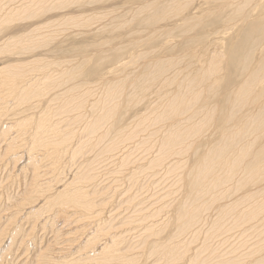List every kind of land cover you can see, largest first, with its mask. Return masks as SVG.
<instances>
[{
  "label": "bare ground",
  "instance_id": "obj_1",
  "mask_svg": "<svg viewBox=\"0 0 264 264\" xmlns=\"http://www.w3.org/2000/svg\"><path fill=\"white\" fill-rule=\"evenodd\" d=\"M4 1L7 3L4 4L0 0V43L2 42L0 50L3 53L7 51L9 57L0 63V89L10 86L12 90L9 88L3 90L8 92L4 93L7 98L0 94V106H3L0 108V117L4 116V109L7 110L8 108L9 110V105H14L13 102L18 101L21 106L20 109L13 110L15 113L12 116L16 118V122H14L16 124L8 125L11 129L6 126L7 124L3 125L0 121V134L2 135V137L0 136V144L5 146L1 152L0 166L1 163L8 166L10 162H15L14 169L21 172L26 163L23 158L28 157L29 164L33 170V179L31 182L28 181L30 184L28 189L26 188L27 192L24 191L15 202L12 200L13 209L10 214L8 212L9 216H7L9 223H12V225H9L8 218L2 221L0 216L2 222L0 224V236L4 235L8 229L5 233L6 239H3L4 244L2 242L0 244V264L6 261L13 249H15V245L21 240L25 244L29 238L28 243H33L34 248H36L34 241L37 240V237L35 232L28 229L30 231L28 235L27 233L23 235L27 231H24V227H27V224L33 226L30 220L34 222L35 229L42 227L43 224L46 226L55 224L52 218L45 219L44 215L47 212L52 213L53 211L55 215H58V218L60 217L73 224L78 222L79 218L88 220L91 217L93 220L96 218L94 224L99 223L98 229H95L96 239L101 238L105 233L104 236L109 235L110 237V232L108 231L113 227V222L110 221V225H105L100 219V214L105 212L107 199L98 202L97 200L99 199L96 198H101L100 196H103L102 192L99 193L100 191L98 192L97 189L89 191L88 188V190L86 189L87 184L84 186V183H88L98 176L96 175L97 173H94V170L97 169L91 167L94 161H98L104 152L111 155L115 154L114 156L116 157L121 147H123L121 150L124 151L121 159L120 156H117L120 159L119 165L126 168L133 166L134 163V168L128 167L130 169L127 175L136 183L142 182L140 181L141 177L150 180L152 177L159 176L164 179L161 180L163 183L170 179L168 175H174L175 177L170 185L168 184L170 188L165 191L167 193L152 200V204L160 202L163 205L158 207V209L151 210V208H148V211H146L147 209L145 208V210L142 207L137 209V205L140 202L135 207L137 210H134L122 221L129 225L130 229L138 231L139 240L137 244L140 245V248L146 246V250H148L146 253L150 255L147 259L156 257L162 263L164 261L165 264H173L175 262V264H182V261L186 264H211L212 262L233 264L238 261L237 259L240 255L233 258L229 257L230 259H228L226 255L229 256L231 251L229 250L230 252L227 251V253L223 249L226 253L224 254L222 250L212 245L211 240L219 232L242 228L241 232H243V235L249 237V239H246L247 237L244 239L248 240L247 242L251 241V239L254 240L252 244L245 243L246 240L241 242L244 239H240L241 241L238 243L241 247L248 246L252 248L248 254L244 255L245 259L243 260H246L244 264H264V0H206L201 2V4H206L209 6L208 8L203 9L199 3L186 12H184V6L180 4L171 5L179 2V0H170L164 3L147 0L149 2L139 6L138 11L136 10L135 12L141 15V19L138 21L140 25L137 24V26L149 27L152 30L151 34H161L160 37L163 39L179 31V34L186 37L179 49L180 51L182 50L180 58L188 59L186 63L190 66L188 67L189 69L193 68V63L198 57L206 59L200 62L198 58L200 66L196 67L197 63L194 64L195 69H197L194 72L191 69L188 72L186 69L176 72L177 67H179L178 60L170 56L162 57L161 53L159 55L156 53L149 61L146 60L148 58H144L146 62L143 61L141 70L137 72V75L130 73L121 78L119 77L117 82H115L116 79L105 75L103 77L102 65H104L103 62L107 58H103L101 63H93V54L91 57L84 52L81 53L83 54V58H80L81 60L76 62L75 59L76 64H70L69 62L71 66H68V63L64 60L66 49L60 46V43L54 45V47L51 46L59 39L55 34L57 32L55 30L59 28L61 32V27L65 23L72 24L75 22L73 19L75 16L71 17L72 14L75 15L74 12H71L72 10H68V14L66 12V14L60 13V10L77 5L80 0ZM82 1L85 2L86 0ZM83 2H81L82 5ZM193 2L190 0V3ZM81 3L77 5L78 8H76L77 11L74 10L75 12H78L80 7L83 9ZM89 8L87 9L88 11L90 10ZM91 11L93 10L91 9ZM144 15H146L145 18H142ZM63 16L67 17V19L70 18L67 21ZM80 16L81 14L78 16V20L83 21ZM62 18L66 22L62 21ZM81 21L75 23H85ZM162 22L164 24H159ZM105 23H101L96 29H93L101 31L105 29ZM76 25L78 24H74V27H77ZM120 27H122V24ZM227 32L231 34L227 35L229 37L224 41L225 43H221L223 45L218 44L216 35L219 33V35H226ZM72 34L74 33L72 32ZM137 37L132 41L134 45L130 44L131 47H139L138 44L141 43L143 37ZM159 40L149 37L144 42V46L156 48ZM108 43L111 45L110 42ZM112 45L113 47L108 46L107 51H105L106 48L103 45V48L98 45L99 47H96V49L102 48V50L98 49L101 56L108 54V52L112 54V61L108 63H118V60L122 58L121 56L125 55L122 54V51L126 48H122L123 44L117 43V45H114L112 43ZM118 45H121V47ZM163 45L161 47L164 50L166 47L165 51L167 53L176 46L168 47L166 42ZM191 45L192 47H190ZM187 47L200 50H196L199 55H196L198 54L197 52L190 51ZM184 49L190 52L184 51ZM9 51H11V54L15 51L16 53L12 56ZM98 51L95 50L96 53ZM105 52L106 54H104ZM54 53L58 55L57 58H53L52 54ZM51 56L53 57L51 58ZM45 58H51L53 61H45ZM204 58H201V60ZM193 60L194 62H191ZM49 66L52 69L48 71L47 67ZM29 67L31 70H29ZM188 68L187 70H189ZM174 72L176 73L174 74ZM131 77H133L132 80H130ZM129 84H132L131 89L127 88ZM86 85H89L90 88L86 89ZM99 85H102L104 90H101L102 93L99 92L101 96L96 98L94 88H98ZM168 86L171 89L172 87L177 88L172 93ZM167 88L169 92H163V89ZM156 89L159 93L157 99H161V101H158L161 102L157 105L158 109L155 110L152 105L149 108V112L147 107V113L149 112L150 114L138 120L136 119L134 129L128 130L129 127L132 128V126L128 125L130 124L128 120H124L129 111H131L128 108L133 107L141 98L143 99L147 96L150 98V95ZM151 108L154 110L152 109L151 111ZM26 112L30 113L26 115L28 119L23 121L22 125L24 127H22L18 124L25 117ZM52 113H56V119L50 118ZM17 115L21 116L16 117ZM151 120L156 123L159 122L157 125H161L159 126L160 129L155 126L156 124H152ZM76 121L83 123L86 135L89 136L88 140L84 141L87 138L84 139L82 137L84 139L82 141V138L79 136L80 139L77 136L80 140L76 142L75 130L73 128L72 130L69 129L72 122ZM147 122L157 127L158 130L152 132L148 137L149 131H145L148 133L146 135L147 138L142 135L145 138L137 140L136 138L140 137L138 135L139 132L142 130L141 133H144L143 129L145 128L143 127ZM161 123L166 124L162 127ZM77 124L81 126L80 123ZM79 126L77 125L76 127ZM15 128H18V131L10 135V131L12 132ZM210 129L212 132L211 135H208L207 133ZM25 134H28V139L24 141L23 136ZM86 135L82 134L81 136L86 137ZM153 136H155L157 141H155L156 148L154 150H152L154 144L151 139ZM127 142H129V145L125 144ZM76 143H78L77 146L72 150ZM84 145H87L89 150L94 147L96 150L95 156L85 159L83 161L86 164L85 169L81 168V171L77 170L75 174L73 171V177L64 182L63 176H66L65 173H71L68 171V167H66L67 169L63 168V165H65L62 163L65 160L63 157H66L64 155L69 153L68 155L71 158L76 155H84L85 157V154H83L85 151ZM89 145L93 146L89 147ZM124 145L126 146L124 147ZM141 146H146L147 149L143 148L147 151L152 150V153L150 152L151 158L146 161V167L148 168L144 167L145 165H141L139 158L137 159L140 160V164H138L139 160L134 161L130 155L136 148ZM117 151L119 152L117 153ZM92 152L91 154H93ZM86 153H88V150H86ZM97 153L98 155H96ZM41 154L47 158L48 166H51L50 172H55L57 175L56 177L54 176L55 173L53 174L56 177L55 181H53L55 183L49 179L51 181L46 186H44L45 183L42 180L43 164L41 165ZM146 154L147 152H145ZM146 157L148 158L149 156ZM108 159L105 161L107 162ZM73 160H70L71 165L74 163ZM108 161L112 167L114 165L110 162L112 160ZM76 169L78 168L76 167ZM146 169L150 173L145 172ZM117 172V174H121L119 171ZM10 173L14 175L12 171ZM114 173L116 172L114 171ZM162 187L164 190L168 188ZM172 191L177 196H174L171 202L168 203L170 200L167 199L168 201H165L164 197L165 194ZM97 194L100 196L97 197ZM150 194L153 193L151 192ZM172 194L170 195L172 196ZM150 197L149 199H151ZM131 204L134 203L131 202ZM49 215L48 213V217ZM86 222L87 224L89 223L85 221L82 224ZM68 224V232L71 235L70 227L72 224ZM94 224L92 223V226H95ZM4 225L9 226L5 229L6 227L3 228ZM31 225H29V228H31ZM74 226L72 228H76ZM55 227L56 225L53 229ZM74 230L73 233L76 232L77 234V232H80L78 229L75 232ZM41 231L43 230L41 229ZM59 231L55 229L54 232L59 234ZM83 232L81 231V234ZM164 232L168 235L162 239L160 237ZM201 232L206 233L212 239H208L209 241L205 240L206 242L204 241V244L201 247L199 246L200 248H197V250L194 249L195 251L191 254L187 253V245L200 238ZM76 234H74L75 240L79 238H76ZM84 234L82 235L85 236ZM119 234L117 235L119 236ZM117 235L108 239L112 244L103 243L105 245L103 249H96L95 247L93 249L92 243L96 239L89 241L85 238L86 240L83 239V242H80V249H92V258L89 260L99 261V264H120V260L129 259V256L120 254L118 241L122 236L116 238ZM0 241H2V237H0ZM58 242L56 241V243ZM8 243L10 244L9 247H7ZM56 243L55 246L57 245ZM136 245L131 244V246ZM71 246L70 248H65L66 246H64L63 251L65 249L72 251ZM248 247L247 250L249 251ZM55 250L56 256L54 250L52 252L46 249H44V252L39 251L41 254H38L33 264H83L82 254L79 257L75 254L76 258L72 257L70 259V254L67 250L59 253L58 249ZM243 252L245 251L243 250ZM143 255L147 257L145 254ZM26 259L28 257L24 260ZM134 259L136 260V258ZM239 259H241L240 262L243 261L242 258ZM126 261L124 263H128Z\"/></svg>",
  "mask_w": 264,
  "mask_h": 264
},
{
  "label": "rangeland",
  "instance_id": "obj_2",
  "mask_svg": "<svg viewBox=\"0 0 264 264\" xmlns=\"http://www.w3.org/2000/svg\"><path fill=\"white\" fill-rule=\"evenodd\" d=\"M3 2H4V4H6L7 2H5L4 0H2ZM19 1V0H18ZM21 1V0H20ZM19 1V2H20ZM87 1V0H86ZM83 2L82 0H80V1H78V3L80 2H83V5H82V3H81V6L83 7V9L81 8H79V11H80V13L78 14V12H75V11H77V9L76 8H78V6L77 5H80V3L79 4H77V5H72L70 8H63V10H64V12H62L63 10H60V13H63V14H66L67 12L69 13V11L68 10H72L71 12H74L75 13V15L74 14H72L71 15V17L73 18L74 16V21L75 22H80L81 20H78L79 19V15L81 14V16H80V18L83 20V21H81V22H85V23H75L74 21V23H70V24H68V23H65V25L63 26V27H61L62 28V30H61V32H60V29L59 28H57V30H55V34L57 35V37L59 38L58 40H56L51 46L52 47H54V45H56V44H58V43H60V46H62V47H64L65 49H66V54H65V59L64 60H66V63H68V66H71V65H69V62H70V64H76V62H78L79 60H81L82 58H83V54H81V53H84L85 52V54L87 53L89 56H91L92 54H93V60H94V62L93 63H96V62H103L102 60H103V58L104 59H108V61H107V59H106V61L104 60V65H102L103 66V77H104V75L106 76V77H109V78H113V79H116L115 80V82H117L118 81V79H119V77L121 78V77H123V76H125V75H128V74H130V73H133V75L135 74V75H137L138 73L137 72H140V70H141V66H142V64H143V61L144 62H146L145 61V59L146 58H148V59H146V60H150V58H152V57H154L155 55H156V53L159 55L160 53H161V56L162 57H171V58H173V59H175V60H178V62H179V67H177V70H176V72L177 71H181V70H183L184 71V69H186V71L188 72V71H190V69L188 68V67H190V66H188L187 65V63L186 62H188V59H183L182 57L180 58V52L182 51H180L179 49H180V47L182 46L181 45V43L183 42V40L186 38L185 36H182L181 34H179V31H177V32H175V33H173V34H171L169 37H167V38H161L160 36H161V34H157V35H153V34H151V29L149 28V27H139V26H137V24L138 25H140L139 24V19H141L140 17H141V15H139V14H136L135 12H136V10L138 11V8H139V6H143V5H145V4H147L149 1H147V0H96L95 2H94V0H91V3H90V0H88L87 2ZM168 1H170V0H154V2H159V3H164V2H168ZM181 1V2H180ZM186 1V2H185ZM204 1H206V0H196V1H192L191 0V2H193V3H190V0H179V2H175V3H173V4H171L172 6H174V5H181V6H184V8H185V10H184V12H186V11H188L190 8H194V6L196 5V4H201V2H204ZM189 2V3H188ZM89 3V4H88ZM122 3V4H121ZM9 4V3H8ZM75 4V3H74ZM86 4H87V6H86ZM136 4V5H135ZM191 4V5H190ZM85 5V6H84ZM91 5V6H90ZM127 6V7H126ZM200 6H202V8L203 9H206V8H208L209 6H207L206 4H201ZM73 7V8H72ZM90 7V8H89ZM91 7H93V8H91ZM75 8V9H74ZM90 9L89 11L87 10V9ZM66 9H67V11H66ZM88 11H86V10ZM91 9L93 10V11H91ZM75 10V11H74ZM84 12V13H82V12ZM115 11V12H114ZM66 12V13H65ZM67 13V14H68ZM77 13V14H76ZM132 15H131V14ZM135 13V14H134ZM84 14V15H83ZM77 15V16H76ZM86 15V16H85ZM90 15V16H89ZM97 15V16H96ZM136 15H137V17H136ZM146 15H147V13H146ZM146 15H144V17H142V18H145V16ZM70 16V15H69ZM68 16V17H69ZM84 16V17H83ZM135 16V17H134ZM76 17H78L76 20H75V18ZM63 18L64 19H66L67 21L69 20V18L67 19V17H65V16H63ZM63 18H62V21H64L63 20ZM87 18V19H86ZM97 18V19H96ZM135 18V19H134ZM72 19V20H73ZM94 19V20H93ZM112 19V20H111ZM135 21H134V20ZM100 20V21H99ZM109 20V21H108ZM137 20V21H136ZM117 21V22H116ZM131 21H132V23H131ZM133 21H134V23H133ZM64 22H66V21H64ZM100 22V23H99ZM106 22V23H105ZM113 22V23H112ZM116 22V23H115ZM119 22V23H118ZM164 22H166V20H164ZM164 22H162V23H159V24H164ZM98 23V24H97ZM101 23H105V29H102L101 31H95V29H96V27H98L99 25H101ZM117 23H118V26L120 25L121 26V24H122V27H118L117 26ZM136 23V24H135ZM66 24H67V26H66ZM74 24H78V25H76L77 27H74ZM108 24V25H107ZM127 24V25H126ZM93 27H92V26ZM114 25H116V26H114ZM72 26V28L70 29V27ZM115 27H116V29L118 28H120L118 31L115 29ZM66 28V29H65ZM76 28H78V29H76ZM93 28H95V29H93ZM114 28V29H113ZM139 28V29H138ZM154 28V27H153ZM68 29V30H67ZM70 29V30H69ZM82 29V30H81ZM63 30H66V31H63ZM71 32V33H70ZM72 32L74 33V34H72ZM117 32V33H116ZM132 32V33H131ZM63 33H65L64 35H63ZM131 33V34H130ZM229 32H227V34L226 35H219V34H217L216 35V40H217V42H218V44L220 43V45H223V44H221V43H223L229 36H227V35H230L231 33H229ZM70 34V35H69ZM150 34H151V36H150ZM128 35V36H127ZM148 35V36H147ZM179 35V36H178ZM192 35V34H191ZM138 36V37H137ZM136 37L137 38H141V37H143L142 38V40H141V43H139L138 45H139V47L141 46V48H139V47H131V45L130 44H133L134 45V42H132V41H134V39H136ZM149 37H154L155 39H160L157 43V46H156V48H150V47H147V46H144V42H146V40H148L149 39ZM215 37V36H214ZM189 38V37H188ZM146 39V40H145ZM211 39H212V37H211ZM213 39H215V38H213ZM131 41V42H130ZM108 42H110L111 43V45L108 43ZM167 43V46L169 47V46H175V50L173 49H170L171 51H169V49H168V53H167V51H165L167 48L165 47V50H164V48L162 49V45L164 44V43ZM112 43H114V45H117V43L118 44H123V46H122V48H126V49H124V50H126V51H122V54H125L124 56H121L122 58H121V60H118V63L116 62V63H108V62H110V61H112V54H110V52H108V54H106V52L104 53V54H106V55H99V51H98V49L99 50H102V45L104 46V48H106L105 49V51H107L108 49V46H110V47H113V45H112ZM128 43V44H127ZM225 43V42H224ZM2 44V42L0 43V45ZM76 44V45H75ZM107 44V45H106ZM109 44V45H108ZM217 44V43H216ZM69 45H70V47H69ZM98 45H101L100 47H102V48H97L96 49V47H99ZM121 45H118V46H120L121 47ZM130 45V46H129ZM132 45V46H133ZM50 46V47H51ZM126 46V47H125ZM109 47V48H110ZM163 47H164V45H163ZM190 47H192V45L190 46ZM190 47H187V48H189V50L190 51H195V52H197V51H200V50H195V49H193L194 48V45H193V48H190ZM128 48V49H127ZM134 48V49H133ZM48 49V48H47ZM85 49V50H84ZM153 49H156V50H153ZM95 50L96 51H98L97 53L95 52ZM189 51V50H187V49H184V51ZM113 51V50H112ZM146 51V52H145ZM161 51V52H160ZM178 51V52H177ZM189 51V52H190ZM12 52H14V51H12ZM124 52V53H123ZM148 52V53H147ZM151 52V53H150ZM154 52H155V54H154ZM174 52V53H173ZM5 53V54H4ZM4 53H3V51H1L0 50V63L2 62V61H4V60H6L8 57H9V55L7 54V51L5 52L4 51ZM9 53H10V55H12V56H14L15 55V53H16V51L14 52V53H12L11 54V51H9ZM78 53H79V55H78ZM111 53H113V52H111ZM138 53V54H137ZM171 53V54H170ZM198 53V52H197ZM81 54V55H80ZM110 54V55H109ZM145 54H147L146 56H144ZM149 54V55H148ZM186 54V53H185ZM189 54H192V53H189ZM53 56H51V58L53 57V58H57V54L55 55V53L54 54H52ZM172 55V56H171ZM196 55H199V53L198 54H196ZM96 56V57H95ZM99 56V57H98ZM193 56H195V55H193ZM202 56V55H201ZM71 57H73V58H70ZM92 57V56H91ZM189 57V56H188ZM187 57V58H188ZM5 58V59H4ZM51 58H48V59H46L45 61H53ZM81 58V59H80ZM145 58V59H144ZM199 58V57H198ZM198 58H197V60L194 62V60L193 61H191V62H194L193 63V68L191 69V71L192 72H194L195 70H197V69H195V65L194 64H196L197 63V65H196V67H199L200 66V62L201 61H205V59L206 58H204V57H201V58H204L203 60H201V58H199L200 60V62L198 61ZM75 59H76V62H75ZM68 60V61H67ZM72 62H71V61ZM44 61V60H43ZM135 61H138V62H135ZM58 62V61H57ZM56 62V63H57ZM139 63V64H138ZM141 64V65H140ZM190 64V63H189ZM192 64V63H191ZM187 65V66H186ZM136 66V67H135ZM105 67V68H104ZM134 67V68H133ZM187 68L189 69V70H187ZM50 69H52V67L51 66H49V67H47V70L49 71ZM29 70H31V68L29 67ZM133 70V71H132ZM108 71V72H107ZM111 72V73H110ZM176 72H174V74L176 73ZM114 74V75H113ZM120 74V75H119ZM173 74V75H174ZM109 75V76H108ZM111 76V77H110ZM97 78V77H96ZM133 79V77H131L130 78V80H132ZM88 84V83H87ZM131 85L132 84H129L128 86L129 87H127V88H130L131 89ZM93 87H94V85H92ZM90 88V86L89 85H86V89L87 88ZM169 87V86H168ZM172 87V86H171ZM6 88H9L10 90H12L11 89V87L10 86H8V87H3L2 89H0V94H2L3 96H6L5 94L6 93H8V92H6V91H3L4 89H6ZM170 88V87H169ZM174 88V89H173ZM177 87H172V91L170 90V92H172L173 93V90L175 91V89H176ZM95 89V93H96V95H95V97L96 98H98L99 96H101L100 95V93H102V91L101 90H104V88L102 89V85H99L98 86V88L96 87V88H94ZM129 89V90H130ZM160 89V88H159ZM100 90V91H99ZM165 90V91H164ZM97 91V92H96ZM157 91V92H156ZM166 91H168L169 92V89L167 88V89H163V92H166ZM100 92V93H99ZM5 93V94H4ZM154 93H156V94H154ZM158 90L156 89L151 95H150V98H149V96H147V97H145V98H141L140 96H138L139 98H141V99H139L134 105H133V107H130V108H128V110H130L131 109V111H129V113H128V115L124 118V120H128V123H130V124H128L129 126H132V128L131 127H129L128 128V130H131V129H134V122H136L138 119H140L141 117H143V116H146L147 114H150L149 112H150V110H149V108H150V106L152 107V105H153V108L156 110V109H158L157 108V105H158V103H161V102H158V101H161V99L160 100H158L157 99V97H158ZM1 96V95H0ZM6 98H7V96H6ZM145 99V100H144ZM145 101V102H144ZM153 101V102H152ZM14 103V105H9V110H8V108H7V110L6 109H4L3 110V113H5V114H3L4 116H2V117H0V121L2 122V124L4 125V124H7L6 126H8V125H12L14 122H16V118L14 117V116H12V114L13 113H15V112H13V110H16L17 108L18 109H20V106L21 105H19V103H18V101H15V102H13ZM16 103V104H15ZM156 105V106H155ZM16 106V107H15ZM3 106H0V108H2ZM15 107V108H14ZM147 107H148V110H149V112L147 113ZM156 107V108H155ZM22 108V107H21ZM153 108H151V111H152V109ZM153 109V110H154ZM86 110H88V109H86ZM84 111V110H83ZM138 111V112H137ZM139 111H141V112H139ZM28 113H30V112H28ZM28 113L26 112L25 113V117L21 120V122L18 124V125H21L22 127H24L22 124H23V121L25 120V119H28V118H26V115H28ZM136 113H138V114H136ZM140 113V114H139ZM88 114V113H87ZM23 115V114H22ZM137 115V116H136ZM20 117L21 115H17L16 117ZM152 116H153V114H152ZM56 113H52V114H50V118L51 119H56ZM133 117H135L134 119H133ZM9 118H11V119H9ZM3 119H4V121H3ZM137 119V120H136ZM11 120V121H10ZM131 121V122H130ZM6 122V123H5ZM122 122H123V120H122ZM151 122H152V124H156L155 126H157L158 127V129H160V127L159 126H161V125H157V123H159V122H154V121H152L151 120ZM9 123V124H8ZM77 123H80V125L81 126H79V124H77ZM14 124H16V123H14ZM162 124V123H161ZM164 124H166V123H164ZM164 124H162V127L164 126ZM79 126V127H76V126ZM10 126H8V128H10ZM147 126V127H146ZM84 128V130H83V128ZM157 127H154L153 125H151L150 124V122H147V123H145V125H144V127L143 128H145V129H143L144 130V133L142 132L141 133V131L139 132V136L141 137L142 135H144L145 137H146V135L148 134L147 132H145V131H149V135H147V137L148 136H150L151 135V133L152 132H154L155 130H158L157 129ZM72 128L75 130V138H77V136H78V138H87V139H83L82 138V141L84 140V141H86V140H88V138H89V136H87L86 135V132H85V127L83 126V123H81L80 121H76V122H72V125H71V127L69 128V129H71L72 130ZM82 128V129H81ZM150 128H151V130H150ZM11 129V128H10ZM162 130V129H161ZM9 131V130H8ZM18 131V128H15L12 132L10 131V135L11 134H13V132H17ZM26 131H27V128H26ZM79 131V132H78ZM81 131V132H80ZM211 132H212V130L210 129V131L207 133L208 135H211ZM80 133H82L83 135L85 134L86 135V137L85 136H81L82 134H80ZM2 134H3V132H2ZM79 134V135H78ZM141 134V135H140ZM3 135H5V134H3ZM0 136L2 137V135L0 134ZM17 136H19V135H17ZM80 136V137H79ZM73 137V138H74ZM137 137L136 139L138 140V139H142V138H145V137ZM146 137V138H147ZM77 138V140H76V142H78L80 139H78ZM212 138V137H211ZM26 139H28V134H25L24 136H23V140L25 141ZM152 142H153V144H154V146L152 147V150H154L156 147H155V145H156V140H155V136H153L152 138ZM134 141H136V140H134ZM156 141V142H155ZM155 142V143H154ZM77 144L78 143H76V145L75 146H73V148H72V150L77 146ZM126 145H129V142H127V143H125ZM126 145H124V147L126 146ZM91 145H89V147H90ZM93 146V145H92ZM91 146V147H92ZM85 147V148H84ZM84 147L82 146V148H84V152H83V154H85V157H84V155H76L74 158H71V157H69L70 155H68L69 153H67V154H65L64 156H66V157H63L64 159V161H62V163L63 164H65V165H67V166H65V165H63L64 167L63 168H66V167H68V171L69 172H71V173H65L66 174V176L64 175L63 176V179H64V182L66 181V180H68V179H71L72 177H73V175L75 174V172H77V170L78 171H81V168H83V169H85V166H86V164L83 162L85 159H88V157H94L95 156V154L94 153H96V150H95V148L94 147H92L93 148V152H92V148L89 150V148L87 147V145H84ZM128 147H131V146H128ZM127 147V148H128ZM143 147H145L146 148V146H141L140 148H136V150L131 154L130 153V155L132 156L131 158H133V160L134 161H136V160H141V165H145L144 167H146V161H148V159H150L151 158V156H150V154L152 153V150L150 149V151H147V150H145V148H143ZM0 148H2V150H0V156H1V152L4 150V148H5V146L3 145V144H0ZM143 148V149H142ZM121 149H123V147H121L120 148V152L119 151H117V156H120V159L123 157V151L124 150H121ZM138 149H140V150H138ZM142 149V150H141ZM147 149V148H146ZM86 150H88V153H86ZM149 150V149H148ZM126 151V150H125ZM91 152L93 153V154H91ZM145 152H147V154L145 155ZM151 152V153H150ZM99 153V152H98ZM98 153L96 154V155H98ZM107 154H109V153H107ZM105 152H104V154H102L103 156L102 157H100V159H98V161L96 160V161H94L93 162V164H91V167L93 168V169H97V170H94V173H97L96 175H98V176H96V178L95 179H93V180H90L88 183L86 182V183H84V186H86V184H87V186H86V189L88 188L89 189V191L90 190H93V189H97L98 190V192L99 193H101L102 192V194H103V196L101 195H98L97 197H101V198H96V199H99V200H97L98 202L101 200H104V199H107L106 200V202H105V204H107L106 205V207H105V212H103L102 214H100L99 216H100V219H101V221L103 222V224H109L110 225V221H112L113 222V227L108 231V232H110V237H109V233L107 234L108 236H104L105 234H103V236L101 237V238H99V239H96V232H95V229L97 230L98 229V226H99V223L97 224L96 223V225L94 224L95 223V220H96V218H94V220H93V218L91 217L90 219H91V221H90V219L88 220V219H80L79 218V220H78V222H75L74 224L73 223H71V222H69V221H66V220H64V219H62V218H58L57 216L58 215H55V213L52 211V213H50V212H47V214H45L44 215V217H45V219L47 218H52V221H54V223L55 224H53V225H48V226H46V225H42V227L40 226V227H38V228H36L35 229V226H34V222H32L31 220H30V222L31 223H33V226L31 225V224H27L26 226L27 227H24V231H26V232H24V234L23 235H25V233H27V235H28V233L30 232L28 229H31L33 232H35V235H36V237H37V240L36 241H34L35 243H36V248L38 249H36V248H34V246H33V243H28V241H29V238L27 239V241L25 242V244H24V241L23 240H21L20 242H18L16 245H15V249H13V251H12V253H11V255L6 259V261H4V263L3 264H33L34 263V261H35V259H36V257L38 256V254L40 255L41 254V252H39V251H42V252H44V249H46V250H48V251H51L52 252V250H54L55 251V256H56V250L55 249H58V253L59 252H62L63 251V249H64V246H66L65 248H70V245H72L71 246V248L74 250H72V251H69V249H65V250H67V252H69V258L71 259L72 257L73 258H76V255H77V257H79V255L80 256H82L83 255V264H92V262H93V264H97L99 261H95V260H89L90 258H92L91 257V251H92V249L90 250V248H88V250H85V249H80V242H83V239L84 240H89V241H91V239L92 240H94V239H96V241L95 242H93L92 243V246H93V249H97V248H102L103 249V247L105 246L104 244H105V242H107L108 243V245H109V243H111V242H109L110 240H108V239H110V238H112L113 236H116L117 234H119V236L117 235V237L116 238H120L121 236V238L119 239V241H118V250L119 251H121V253L120 254H124V255H128L129 256V259H131V260H129V259H126V258H124L123 260H120V264H165L164 263V261H163V263L160 261V260H158L156 257H150V259H147L150 255H148L146 252L148 251V250H146L147 248H146V246H142L141 248H140V245L139 244H137L138 243V240H139V233H138V231L135 229H130V227H129V225H127L126 223H124V222H122L130 213H133L134 212V210H137V209H139V208H146L145 210L146 211H148V208L150 209L151 208V210H153V209H158V207H160L161 205H163V203H160V202H157V203H153L152 204V200H155L156 198H158V197H160V196H164V193H167V192H165V191H168L169 190V185H170V183L172 182V180H174V175H168L169 176V180L168 181H166V183H163L161 180H164V179H162V178H160L159 176H156V177H152V178H150V180L149 179H143L142 177H141V180L140 181H142V182H139V183H136L134 180H131L130 178H129V176L127 175V174H129V169L130 168H128V167H132V168H134L135 167V165H134V163H133V166L131 165V166H128V167H126V168H124L123 166H121V167H123V168H121L120 167V159H118V157L116 156H114L113 154L111 155V154H109V155H107ZM2 155H3V153H2ZM68 155V156H67ZM107 155V156H106ZM129 155V154H128ZM110 158H109V157ZM134 156H136V157H134ZM138 156V157H137ZM146 156H149L148 158L146 157ZM44 157V155H42L41 154V156H40V159L42 160V163H41V165L43 166V168H42V174H43V176H42V180H43V182L45 183V185L44 186H46V184L48 183V182H50L51 180H52V182L53 181H55V178L57 177V175H56V173L54 174L53 172H50V170H51V166H48L49 165V162H47V158H43ZM115 159H113V158ZM71 158V159H70ZM109 158V159H108ZM112 158V159H111ZM137 158H139V159H137ZM146 158V159H145ZM23 159H25V167H23V169L22 170H24L23 172H22V170H21V172H18V170L17 169H14V167H15V162H13V163H11L10 162V165H8V166H5L4 165V163H3V165H2V163H1V166H0V216H1V220L3 221V220H5V219H7L8 217L7 216H9V214L11 213V211H12V209H13V207H12V202L14 201L15 202V200L16 199H18V197H20V195H22L23 194V192L24 191H26L27 192V189H28V187H29V184H30V182L32 181V179H33V170H32V167L30 166V164H29V159H28V157H24ZM74 159V160H73ZM106 159H108V160H112V161H110L111 163H113L114 165H112V167H111V165H110V163H109V161L107 160V162L105 161ZM117 159V160H116ZM70 160H73V164L71 165L70 164ZM79 160V161H78ZM101 162H100V161ZM140 160L138 161V164H140ZM1 161V160H0ZM28 161V162H27ZM51 161V160H50ZM68 161V162H67ZM78 161V162H77ZM144 161V162H143ZM105 162V163H104ZM68 163V164H67ZM115 163H116V166H115ZM11 164H13V165H11ZM109 164V165H108ZM80 165V166H79ZM96 165V166H95ZM117 165H118V167H120V168H118L117 167ZM79 166V167H78ZM98 166V167H97ZM125 166V165H124ZM127 166V165H126ZM76 167L78 168V169H76ZM95 167V168H94ZM114 167V168H113ZM117 167V168H116ZM8 170H7V169ZM62 168V169H63ZM128 168V169H127ZM146 168H148V167H146ZM4 169H5V171H4ZM47 169H49V170H47ZM67 169V168H66ZM82 169V170H83ZM100 169V170H99ZM119 169V170H118ZM121 169H123V170H121ZM126 169V170H125ZM9 170H11L13 173H14V175L12 174V173H10L11 171H9ZM105 170V171H104ZM107 170V171H106ZM135 170V169H134ZM147 170L148 169H146V171L145 172H147ZM15 171H16V173H15ZM20 171V170H19ZM26 171H28V172H26ZM74 171V174L72 173ZM95 171H97V172H95ZM109 171H112L113 173H114V171L116 172V173H114V175H113V173L112 172H109ZM117 171H119L121 174H117L118 172ZM126 173H125V172ZM99 172V173H98ZM101 172V173H100ZM19 173V174H18ZM25 173H26V175H25ZM147 173H150L149 171L147 172ZM16 174V175H15ZM53 174H54V176H56V177H54L53 176ZM21 175V176H20ZM103 175V176H102ZM122 175V176H121ZM124 175V176H123ZM126 175V176H125ZM48 176H50V177H48ZM141 176V175H140ZM122 177H124V178H126V179H124V178H122ZM159 177V178H158ZM28 178V179H27ZM20 179V180H19ZM49 179H51V180H49ZM131 180V181H130ZM15 181V182H14ZM28 181H30V182H28ZM96 181V182H95ZM114 181V182H113ZM144 181V182H143ZM9 182V183H8ZM93 182H95V183H93ZM156 182V183H155ZM53 183H55V182H53ZM52 183V184H53ZM90 183V184H89ZM151 183V184H150ZM159 183V184H158ZM4 186H3V185ZM94 184V185H93ZM98 184V185H97ZM169 184V185H168ZM7 185V186H6ZM107 185V186H106ZM135 185V186H134ZM168 185V186H167ZM59 186V185H58ZM58 186H57V188H58ZM106 186V187H105ZM154 186V187H153ZM162 186H164L165 188L166 187H168L167 188V190H164L163 189V187ZM5 187V188H4ZM131 187V188H130ZM139 187V188H138ZM142 187V188H141ZM147 187V188H146ZM27 188V189H26ZM91 188V189H90ZM112 188V189H111ZM26 189V190H25ZM87 189V190H88ZM101 189V190H100ZM104 191H103V190ZM141 189V190H140ZM154 189V190H153ZM156 189V190H155ZM114 190V191H113ZM132 190V191H131ZM3 191V192H2ZM105 191H107V192H105ZM109 191V192H108ZM137 191V192H136ZM154 191V192H153ZM161 191V192H160ZM113 192V193H112ZM134 192V193H133ZM155 193L154 195L153 194H150L149 195V193ZM173 192V191H172ZM172 192L171 193H168V194H165V201H168V200H170V201H168V203L169 202H171V200L174 198V196H177V194L176 193H174L173 192V194H172ZM19 193V194H18ZM106 193V194H105ZM125 195H124V194ZM136 193V194H135ZM123 194V195H122ZM138 194V195H137ZM170 194H172V196L170 195ZM3 196V197H2ZM114 196H116V197H114ZM151 196V197H150ZM155 196V197H154ZM133 197V198H132ZM149 197L151 198V199H149ZM136 198V199H135ZM145 200H144V199ZM140 199H142L141 201H140ZM147 199V200H146ZM168 199V200H167ZM13 200V201H12ZM132 200V201H131ZM137 202H136V201ZM150 200H151V202H150ZM100 201V202H101ZM146 201V202H145ZM4 202V203H3ZM131 202H133L134 204H131ZM141 202V203H140ZM138 203H140L139 205H137ZM6 204V205H5ZM122 204V205H121ZM147 204V205H146ZM152 204V205H151ZM136 205H137V209H135V207H136ZM141 205V206H140ZM149 205V206H148ZM146 206H148V207H146ZM152 206V207H151ZM133 207V209H131ZM9 210V211H8ZM125 210V211H124ZM8 212H9V214H8ZM45 212V213H46ZM124 212V213H123ZM164 212V211H163ZM163 212H161V213H163ZM48 213L50 214L49 215V217H48ZM4 215V216H3ZM162 215H164V214H162ZM47 216V217H46ZM56 216V217H55ZM3 217H5V218H3ZM57 218V219H56ZM97 218L99 219V217L97 216ZM103 218V219H102ZM108 218V219H107ZM46 219V220H47ZM1 220H0V224L2 223L1 222ZM63 220V221H62ZM93 220V221H92ZM161 220H163V219H161ZM7 221H8V223H9V218L7 219ZM13 221V220H12ZM85 221H88L89 223L87 224V222L85 223V224H87L86 226H85V224L83 223L82 224V222H85ZM105 221H109L108 223L106 222L105 223ZM64 222H65V224H64ZM90 222H92L95 226H92V223H90ZM102 222H100V224H102ZM58 225H57V224ZM68 223H70V225H71V227H70V230H71V235H70V233L68 232V226L67 225H69ZM12 225V223H9V225ZM78 224V225H77ZM83 225V226H81V225ZM89 224H91L90 225V227L93 229H91L90 227H88L89 226ZM8 225V226H9ZM29 225H31L30 227L31 228H29ZM56 225V227L53 229V227ZM65 225V226H64ZM76 226V228H72V226ZM8 226H6V225H4L3 226V228H5V229H7L8 228ZM45 226V227H44ZM65 228H64V227ZM74 226V227H75ZM78 226H79V228H78ZM121 226H123V227H121ZM43 227H44V229H43ZM48 227V228H47ZM86 228V230H85V228ZM116 229H115V228ZM2 228V229H3ZM10 228H12V226H10ZM43 230V231H41V229ZM45 228H47V229H45ZM57 228H58V230H57ZM90 228V229H89ZM34 229V230H33ZM55 229H56V231H59V234H58V232H54L55 231ZM75 229V230H74ZM80 230V232H77V234H76V230ZM81 229H84V230H81ZM62 230V231H61ZM73 230H74V232L75 233H73ZM77 230V231H78ZM114 230V231H113ZM241 230H243L242 228H240V229H238V228H235V229H232L231 231H226V232H224V231H222V232H219V234H217L216 236H215V238H213V240H211V242L213 243H211L212 245H214V246H216V247H218L220 250H222L223 251V253L224 254H226L225 252H224V250H226V252L227 251H229L230 252V254L233 252V251H235V252H237V253H235V252H233V254L232 255H230L229 254V256L228 255H226L227 256V258L228 259H230V258H233L234 256H237V255H240V257L239 258H242V260L243 259H245L244 257V255H246V254H248L250 251H251V249L252 248H249L248 246H242L241 247V245L240 244H238L239 243V241H241L240 239H244V238H246L247 236L246 235H243V232H241ZM8 231V229L6 230V232ZM65 231V232H64ZM81 231L83 232L82 234H84L85 236H87L88 237V235H89V237L87 238V237H85V236H83L82 234H81ZM87 231H89V232H87ZM93 231H94V233H93ZM5 232V233H6ZM52 232V233H51ZM67 232V233H66ZM116 232V233H115ZM224 232V233H223ZM4 233V232H3ZM5 233H4V235H2V236H0V237H2V241H0V244H1V242L4 244V240L6 239V237H5ZM55 233V234H54ZM73 233V234H72ZM89 233V234H88ZM226 233V234H225ZM61 234V235H60ZM62 234H63V236H62ZM74 234H76V238H78L77 240H75V238H74ZM91 234V235H90ZM161 234V233H160ZM206 233H202L201 232V236H200V238H198V239H196L193 243H189L188 245H187V253H189V254H191L193 251H195V250H197V248H200L201 247V245L202 244H204V241L206 240H210V239H212V237H208L207 236V234L205 235ZM220 234H222V235H220ZM60 235V236H59ZM69 235V236H68ZM168 234H166V232H164V233H162L161 234V237L160 238H164V237H166ZM56 236H58V237H56ZM81 236V237H80ZM135 236V237H134ZM237 236V237H236ZM203 239H202V238ZM206 237V238H205ZM208 237V238H207ZM239 237V238H238ZM39 238V239H38ZM48 240H50V241H48ZM54 238H55V240H54ZM65 238V239H64ZM86 238V239H85ZM107 238V239H106ZM205 238V239H204ZM225 238H226V240H225ZM4 239V240H3ZM64 239V240H63ZM69 239V240H68ZM74 239V240H73ZM132 239V240H131ZM229 239V240H228ZM246 239H249V237H247ZM246 239H244V240H242L241 242H243V241H245ZM40 240V241H39ZM68 240V241H67ZM99 240H100V242H99ZM103 240V241H102ZM107 240V241H106ZM208 240V241H209ZM221 240V241H220ZM56 241L58 242V243H56ZM66 243H65V242ZM71 241H73V242H71ZM75 241V242H74ZM101 241H102V243H101ZM112 241V240H111ZM205 241V242H206ZM229 243H228V242ZM248 240H246L245 241V243H248V244H252V242H254V240H252L251 239V241H249V242H247ZM10 242V241H9ZM40 242V243H39ZM61 242V243H60ZM63 242H64V244H63ZM96 242H99V243H96ZM127 242V243H126ZM49 243H50V245H49ZM55 243L57 244V245H59V246H55ZM60 243V244H59ZM69 243H71V244H69ZM77 243V244H76ZM104 243V244H103ZM107 243H106V245H107ZM121 243V244H120ZM134 244V245H136V246H131V244ZM209 243V242H208ZM228 243V244H227ZM231 243V244H230ZM28 246H27V245ZM63 244V245H62ZM74 244H75V247H74ZM102 244V245H101ZM112 244V243H111ZM110 244V245H111ZM210 244V243H209ZM218 244V245H217ZM236 244V245H235ZM240 246L239 248H238V245ZM9 243H8V245H7V247H9ZM49 245V246H48ZM67 245H69V246H67ZM77 245H78V248H77ZM96 245V246H95ZM98 245H99V247H98ZM129 245V246H128ZM18 246V247H17ZM20 246V247H19ZM30 246V247H29ZM61 246V247H60ZM121 246V247H120ZM200 246V247H199ZM220 246V247H219ZM29 247V248H28ZM41 247V248H40ZM42 247H45V248H42ZM47 247V248H46ZM52 247V248H51ZM54 247V248H53ZM58 247H60V248H58ZM95 247V248H94ZM132 247H134V248H132ZM139 247V248H138ZM237 247V248H236ZM243 247H245V248H243ZM247 247H248V249H250L249 251L247 250ZM136 248V249H135ZM138 248V249H137ZM228 248V249H227ZM60 249V250H59ZM62 249V250H61ZM78 249H79V251H78ZM122 249V250H121ZM195 249V250H194ZM224 249V250H223ZM245 251V252H243V250ZM30 250V251H29ZM64 250V251H65ZM77 250V251H76ZM136 250V251H135ZM237 250V251H236ZM242 250V251H241ZM53 251V252H54ZM63 251V252H64ZM123 251V252H122ZM131 251V252H130ZM221 251V252H222ZM30 252H31V254H30ZM243 252V253H242ZM93 253V252H92ZM126 253V254H125ZM228 253V252H227ZM35 254V255H34ZM76 254V255H75ZM82 254V255H81ZM141 254V255H140ZM143 254H147L146 256L147 257H145ZM27 255V256H26ZM133 255H134V257H133ZM12 256V257H11ZM31 256V257H30ZM35 256V257H34ZM28 257V259H26V260H24L25 258H27ZM29 257H30V259H29ZM230 257V258H229ZM134 258H136V260L134 259ZM145 258H146V260H145ZM237 259L238 261L237 262H240V260L241 259ZM34 259V260H33ZM133 259V260H132ZM155 259V260H154ZM33 260V261H32ZM127 260V261H126ZM149 260V261H148ZM25 261V262H24ZM31 261V262H30ZM128 262V263H124V262ZM159 261H160V263H159ZM246 260H243V261H241L240 263L241 264H244V262H245ZM6 262V263H5ZM30 262V263H29ZM95 262V263H94ZM184 261H182L181 263L182 264H186V263H183ZM186 262V261H185ZM230 262V261H229ZM236 262V263H237ZM100 263V262H99ZM98 263V264H99ZM176 263V262H175ZM175 263H173V264H175ZM212 263H214V262H212ZM211 263V264H212ZM236 263H233V264H236ZM240 263H238V264H240ZM178 264V263H177ZM180 264V263H179ZM214 264H221L220 262H218V263H214ZM222 264H228V263H226V262H222ZM229 264H232V263H229Z\"/></svg>",
  "mask_w": 264,
  "mask_h": 264
}]
</instances>
